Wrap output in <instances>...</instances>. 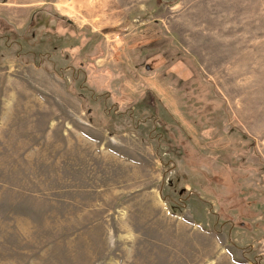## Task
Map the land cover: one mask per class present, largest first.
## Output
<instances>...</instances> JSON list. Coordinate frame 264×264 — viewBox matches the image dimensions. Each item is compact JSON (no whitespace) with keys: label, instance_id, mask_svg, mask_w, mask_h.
<instances>
[{"label":"rangeland","instance_id":"rangeland-1","mask_svg":"<svg viewBox=\"0 0 264 264\" xmlns=\"http://www.w3.org/2000/svg\"><path fill=\"white\" fill-rule=\"evenodd\" d=\"M94 1L0 0V264H264V0Z\"/></svg>","mask_w":264,"mask_h":264},{"label":"flooded vegetation","instance_id":"flooded-vegetation-1","mask_svg":"<svg viewBox=\"0 0 264 264\" xmlns=\"http://www.w3.org/2000/svg\"><path fill=\"white\" fill-rule=\"evenodd\" d=\"M69 23H71L70 21H68ZM52 32V44H53V48H55V49H53V54L55 55V56H57V57H65L67 60H68V63L66 64V66L64 67V66H61L60 68H66V69H68V70H70V69H75V66H76V63H75V61H76V55L74 56L73 55V53L68 49V48H70L69 46H67L66 44H65V42L64 41H61L63 38H64V36H55V33L53 32V31H51ZM53 35H54V37H53ZM57 38V40H55ZM81 40V38H79L78 36L76 37V39H75V41L78 43V41H80ZM59 41L60 42H62V43H64L65 44V47H66V49H64V48H60V47H62V45H61V43H59ZM69 43H70V41H69ZM60 48V49H59ZM63 51H66L65 53L63 52ZM68 52V53H67ZM49 55H45L46 57H48L49 56V60H50V57H51V59H52V57H53V55H52V53H48ZM56 54H58V55H56ZM40 57H44L43 56V54H41L40 55ZM54 59H52V61H53ZM83 72L85 73V68H83ZM85 81H88V84H90L91 85V81L90 80H88V79H85Z\"/></svg>","mask_w":264,"mask_h":264},{"label":"trees","instance_id":"trees-1","mask_svg":"<svg viewBox=\"0 0 264 264\" xmlns=\"http://www.w3.org/2000/svg\"><path fill=\"white\" fill-rule=\"evenodd\" d=\"M81 41V40H80ZM80 41H78V43H80ZM87 53L89 52V51H86ZM85 51H84V53H86ZM79 56H81V54H79ZM94 68V67H93ZM93 68H91V70L90 71H92V69ZM96 72H99L98 71V69L96 70ZM85 73L87 74V76H88V72L87 71H85ZM89 77V76H88ZM92 79V78H91ZM90 80V79H89Z\"/></svg>","mask_w":264,"mask_h":264},{"label":"bare ground","instance_id":"bare-ground-1","mask_svg":"<svg viewBox=\"0 0 264 264\" xmlns=\"http://www.w3.org/2000/svg\"><path fill=\"white\" fill-rule=\"evenodd\" d=\"M100 0H95L94 2H92L94 4L95 7L99 6L100 4Z\"/></svg>","mask_w":264,"mask_h":264}]
</instances>
